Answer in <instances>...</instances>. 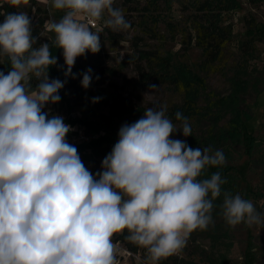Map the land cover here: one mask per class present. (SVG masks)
Instances as JSON below:
<instances>
[{"label":"clouds","instance_id":"1","mask_svg":"<svg viewBox=\"0 0 264 264\" xmlns=\"http://www.w3.org/2000/svg\"><path fill=\"white\" fill-rule=\"evenodd\" d=\"M5 2L18 8L27 0ZM113 3L52 0L53 8L66 10L48 24L52 43L63 50L65 77L76 78L77 57L101 49L99 32L78 17L91 23L107 12L106 27H130ZM37 40L26 12L9 13L0 23V58L10 62L7 74L0 71V264H117L112 237L125 230L128 241L147 250L149 264L178 253L193 231L212 223L213 200L225 180L219 172L197 178L206 166L223 165V152L171 139L178 130L191 135L187 118L175 113L183 121L177 129L166 108H147L120 127L94 176L66 139L71 125L44 111L60 102L66 81L49 78L57 58L49 42L34 47ZM80 75L87 89L92 69ZM221 209L230 227L264 226V213L239 194L224 192Z\"/></svg>","mask_w":264,"mask_h":264},{"label":"rangeland","instance_id":"2","mask_svg":"<svg viewBox=\"0 0 264 264\" xmlns=\"http://www.w3.org/2000/svg\"><path fill=\"white\" fill-rule=\"evenodd\" d=\"M236 1L237 7L223 14L224 23L232 27V38L224 47L221 58L206 70L198 67L203 60L201 50L193 43L188 46L181 42L191 31L187 16L193 9L192 6L184 8V5H189L190 0H136V10H128V5L123 0H114L113 7L123 11L130 27L121 31H113L107 27L111 32L106 31L104 21L108 18L107 12L97 21L100 28L88 26L100 34V51L96 54L88 52L85 56L76 58L73 67L77 74V88L65 83L59 92L60 102L46 105L44 111L64 117V122L73 129L67 135H83L84 138H80L74 146L84 166L94 176L103 170L102 161L118 141L120 127L134 122L131 118L117 116L113 118L110 127L99 128L98 121L102 120L98 114L107 113V109L99 100L94 103L93 98L101 99L104 95L112 94L117 85L122 86L120 91L123 95L145 109L164 107L168 112L184 102V93L167 83H143L139 80L135 65L126 61L132 51L131 39L137 37L142 39L140 47L156 50L163 56L171 55L173 67L183 64L202 80L200 87L193 86L198 90L195 108L199 113H219L222 117L218 122L219 126H226L230 114L221 108L209 109L212 98L209 94H228L230 78L235 69L245 67L242 76L248 81L246 84L249 83L245 91V108L250 112L251 118L244 123L243 131L252 139L251 154L246 152L244 143L218 148L222 152L226 151L223 153L224 164L233 165L240 170L241 180L237 194L251 200L257 212L264 213V0ZM65 11L53 8L52 0H27L18 8L0 0V23H3L7 14L13 12H26L32 23L37 17H43L45 21L40 30L39 43L49 42L51 48L54 46L51 45L54 33L48 30V24L51 21L58 22ZM78 19L86 23L83 18ZM248 31L259 37L254 41L255 49L251 55L243 52L245 41L252 36ZM54 56L57 58V65L51 67L66 66L62 49H56ZM89 68L92 69V81L84 89L81 87L80 74ZM9 70L10 62L7 58H0V71L7 74ZM252 82L256 83L254 87L250 86ZM150 85H156V88H150ZM184 117L195 135L204 136L211 126L208 118L188 114ZM182 123L179 120L173 124L180 129ZM170 138L184 141L187 137L178 130ZM205 148L207 147L202 150ZM112 242L116 246L117 264H149L145 248L138 246L136 251L129 250L122 241L115 240V234ZM159 264H264V226L249 227L240 224L230 227L222 212L215 218L212 215V223L206 230L193 231L182 250L161 260Z\"/></svg>","mask_w":264,"mask_h":264},{"label":"trees","instance_id":"3","mask_svg":"<svg viewBox=\"0 0 264 264\" xmlns=\"http://www.w3.org/2000/svg\"><path fill=\"white\" fill-rule=\"evenodd\" d=\"M123 3L128 5V10H136V6H134L136 0H123ZM184 6L185 9L192 6L193 11L187 16V24L191 31L186 34V37L181 39V42L186 43L188 46H191L193 43L194 46L201 50L203 60L198 64V67L201 70H206L207 67H210L221 58L224 47L232 38V27L224 23L223 14L224 12H230L235 9L237 7V1L190 0L189 5ZM37 11H39V7H37ZM44 21L45 19L43 17H37L32 23L33 36L38 37L37 44L34 47H39L40 45L39 34ZM105 30L111 32L107 27ZM248 33L252 34V36L248 41H245L243 52L251 55L255 49L254 41L259 37H255L256 33H252L251 31H248ZM141 40V38L137 37L131 39L132 51L126 59V61L135 65L139 80L143 83H167L171 87L184 93L183 104L175 108L173 107L166 112V117L174 123L179 121L176 119L175 113L180 112L183 117L188 114L190 116L208 118L211 121V126L206 130L204 136H198L191 132V135L184 141L192 148L202 149L204 147H210L215 151L220 150L218 148L219 146L223 148L229 144L244 143L246 152L251 154L252 139L247 137L243 131L244 123L251 118L250 112L245 108V91L249 84H246L248 81L242 76L245 72V67L241 66L235 69V72L230 78V90L228 94L221 96L209 94L212 97L210 99L209 109L219 110L221 108L230 114L226 126H219L218 122L222 118L219 113H215L214 115L199 113L195 108L194 103L198 90L193 86L200 87L203 83L202 80L183 64L173 67L171 55L163 56L156 50L140 47ZM51 45L54 44L51 43ZM56 49L59 48L55 47V45L50 48L53 56ZM65 70L66 66L57 68L50 67L48 70L49 78L66 81V84L70 87L77 88L76 78L73 79L71 76L65 77ZM72 72L75 73V67L72 68ZM30 83L34 88L37 81L33 79ZM254 84L256 83L252 82L250 86L254 87ZM114 88L115 91L112 94L104 95L99 99L102 106L107 109V113L98 114L102 120L98 121L99 128L110 127L113 118L117 116H125L131 118L133 122H136L144 115L146 110L143 106L136 104L131 98L123 95L120 91L122 86L115 85ZM247 138L248 142H246ZM223 153H226V151H223ZM216 172L220 173L225 183L221 185V195L213 200L214 207L211 214L214 218L222 212L223 193L228 192L235 196L239 190L241 180L240 170L230 164L206 166L197 179L201 181L210 179L212 174ZM209 198H211L210 194ZM127 235V230L122 233H116L115 240L122 241L129 250L136 251L138 245L131 244L126 239Z\"/></svg>","mask_w":264,"mask_h":264},{"label":"built area","instance_id":"4","mask_svg":"<svg viewBox=\"0 0 264 264\" xmlns=\"http://www.w3.org/2000/svg\"><path fill=\"white\" fill-rule=\"evenodd\" d=\"M86 23L91 28H98L99 27V24H98L97 21H94V22H91V23L86 21ZM80 138H84L83 135L76 136L75 134H72V135H67V137H66L68 143H70L72 145H75V143L79 142ZM85 139H86V137H85Z\"/></svg>","mask_w":264,"mask_h":264}]
</instances>
